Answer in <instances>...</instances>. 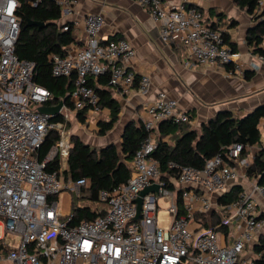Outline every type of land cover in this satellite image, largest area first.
I'll return each instance as SVG.
<instances>
[{"label":"built area","instance_id":"built-area-1","mask_svg":"<svg viewBox=\"0 0 264 264\" xmlns=\"http://www.w3.org/2000/svg\"><path fill=\"white\" fill-rule=\"evenodd\" d=\"M54 1L62 16L74 3ZM132 1L158 25L163 42L182 46L186 65L227 66L226 76H242L246 67L239 62L240 55L224 43L223 29L211 27L200 10L184 4L169 8L164 0ZM17 8L15 0H0V264H264V247L256 260L241 258L264 227L256 209L257 200L264 199V186L255 182L232 202L218 204L219 196L240 179V168L248 164L242 158L243 145L232 144L224 156H215L202 170L170 163L169 168L177 171L173 189L160 179L152 156L158 126L167 121L189 122L188 112L163 92L141 106L139 119L145 136L128 164L126 183L111 193L99 192V199L107 203L101 216L69 225L71 213L60 209L59 197L78 195L87 180L63 177L71 148L67 122L76 110L101 111L88 78L107 74L109 87L122 96L133 88L147 95L150 78L136 77L132 70V45L125 39L100 41L104 18L87 14L82 45L65 56L50 58L54 77L75 74L70 94L74 109L63 106L58 113L63 121L52 123V115L37 111L40 106H56L49 104L52 94L33 82L34 64L14 54L20 26ZM63 30H67L65 25ZM254 58L264 61L261 55ZM50 129L58 131V141L40 162L38 152ZM55 157L59 168L47 171ZM153 185L157 191L140 196ZM176 192L181 194V210ZM159 200L168 206L170 222L165 228L157 225ZM214 211L218 221L213 225L210 215ZM197 214H209L206 225Z\"/></svg>","mask_w":264,"mask_h":264},{"label":"trees","instance_id":"trees-1","mask_svg":"<svg viewBox=\"0 0 264 264\" xmlns=\"http://www.w3.org/2000/svg\"><path fill=\"white\" fill-rule=\"evenodd\" d=\"M15 1L18 4L16 16L20 24L14 45L15 56L19 60L34 64L32 80L36 85L45 88L52 94V101L49 104L57 105L63 101L65 108L73 111L74 105L70 100V94L74 88L75 74L68 77H54L50 62L52 55L65 56L70 51V46L77 43L72 36L71 25L68 23L59 24L62 10L54 0ZM234 2L254 21V26L250 27L246 34L248 47L252 54L264 57V50L260 47L264 40V0H234ZM213 11L211 9L209 12ZM204 17L206 18L205 15ZM216 17L218 18L217 22L206 19L213 28H222L226 24L236 26L235 20L222 22V18H225L224 14H217ZM64 25L67 27L65 31L63 30ZM222 36L224 43L230 47L232 52H235L236 46L230 41L229 35L224 31ZM249 77L246 76V78ZM88 85L98 94L100 109L108 111V118H99L96 124V135L104 136L116 124L121 107L109 87L107 74L95 78L89 77ZM87 113L88 109L86 108L76 110L73 114L74 121L84 124L88 118ZM188 114V123L176 124L167 121L158 126L159 138L152 156L158 163L160 179L166 180L167 187L174 188L177 176V171L169 168L170 163L202 170L209 160L217 155L224 156L225 151L235 143L244 146L242 158L248 156V150H254L250 153L252 162L244 167V174L248 179L264 186V147L260 142L259 126L260 120L264 119V105L258 106L243 117L234 116L231 112H219L202 123L199 129L189 126L192 115L190 112ZM99 115L101 113L97 114V116ZM51 121L59 123L63 121V116L57 115ZM70 123L71 121L67 122L68 128ZM262 129L264 130V123ZM68 130L71 132V129ZM144 136L140 119L127 123L119 147L108 144L93 148L81 142L78 136L70 133L71 148L63 177L65 180L75 181L80 178L87 180V186L81 189L78 195H75L77 202L70 204V226H75L81 220L93 221L105 212L107 203L99 199V192L103 190L111 193L119 185L126 183L130 175L128 164ZM58 137V131L48 130L38 152L40 162L56 144ZM165 138H168V141H163ZM169 140H173L172 143ZM58 168V157H55L46 166L47 171ZM242 189L240 184L231 186L219 196L218 204L226 205L232 202ZM176 201L181 210L180 192H176ZM196 218L201 219V222L206 225L205 215L197 214ZM210 219L213 225L216 224L218 214L214 211L210 215ZM223 232L226 233L227 229L223 228ZM263 243L260 241L253 247L256 253L261 252Z\"/></svg>","mask_w":264,"mask_h":264},{"label":"crops","instance_id":"crops-1","mask_svg":"<svg viewBox=\"0 0 264 264\" xmlns=\"http://www.w3.org/2000/svg\"><path fill=\"white\" fill-rule=\"evenodd\" d=\"M68 1L74 3L62 16L59 24L68 23L72 27V36L77 43L72 44L71 49L80 47L84 41L85 16L91 13L101 14L105 24L100 32V41L127 40L135 50V57L130 61L132 70L138 77L145 74L150 78L151 89L145 96L137 93L135 88L125 96L111 89L121 110L116 124L106 135H96L98 117L107 119L108 111L106 110L102 109L99 116H97L99 113H87L88 118L84 126L88 125L86 127L88 128L93 123L95 133L91 128L86 131L83 129V124L75 123L70 133L78 136L84 144L93 148L114 144L113 137L116 134L119 135L121 144V136L127 123L131 120L137 121L140 117L141 106L159 92L165 93L168 98L177 100L181 109L191 113L192 120L189 126L193 129H199L202 123L219 112H231L234 116L243 117L258 106L264 105V61H256L254 56L257 54H252L246 43L247 31L254 26V21L251 16L236 6L234 0H164L169 8L184 4L200 9L207 20L217 22V14H224L225 18H222V22L236 21V26L226 24L222 27L223 32L229 35L230 41L236 46L235 52L240 55L239 62L246 67L242 76L233 77L226 76L225 70L229 68L227 66L209 69L195 64L186 65L182 46L177 42H163L158 25L152 21L145 9L132 0ZM211 9L214 10L212 13L209 12ZM260 47L264 50V40ZM255 66L256 68L252 69ZM246 76L250 77L246 78ZM70 118L69 121H74L73 114ZM263 123L264 119H261L260 142L264 147ZM163 141H168V138ZM244 159L251 163L252 155L248 154ZM243 178L241 171L240 179L231 186L240 184L243 189L247 190L255 183L251 180L247 184V180ZM256 209L257 216L264 218V199L257 200ZM260 241L264 242V227L255 237L251 247L243 252V257L256 260L258 253L253 247Z\"/></svg>","mask_w":264,"mask_h":264},{"label":"rangeland","instance_id":"rangeland-1","mask_svg":"<svg viewBox=\"0 0 264 264\" xmlns=\"http://www.w3.org/2000/svg\"><path fill=\"white\" fill-rule=\"evenodd\" d=\"M101 117V116H100ZM100 117H98V118H100ZM103 119V118H102ZM75 123H77L76 121H71V123L69 124V128L67 127V129H71V130H73L74 129V125H75ZM85 124V123H84ZM84 124H83V126H84ZM86 125V124H85ZM88 126V125H87ZM87 126H84V130H86V131H89V129L91 128L92 129V132L93 133H95V126L93 125V123L91 124V127L89 126L88 128H86ZM78 127V126H77ZM76 129V128H75ZM79 129V128H78ZM113 141H114V145L116 146V147H119L120 146V138H119V135L118 134H116V135H114V137H113ZM172 141L173 140H170V143H172ZM249 151V153L248 154H250V153H252V151L254 152V150H248ZM242 176L244 177L243 178V180H247V184L249 183V182H251V179H248L246 176H245V174H244V167H242ZM240 174H241V172H240ZM246 182V181H245ZM77 202V200H76V197H75V195L74 194H69V195H67L66 197H65V199L63 198V200H62V196H60L59 197V207H60V209L61 208H63V211L65 212V213H69L70 212V204L71 203H76ZM167 208H168V206L165 204V203H163V201L162 200H159L158 201V211H157V216H156V218H157V225H158V227L159 228H165V227H167L168 226V223L170 222V216H169V214H168V211H167ZM209 216V214L208 215H206V217H208ZM1 234V233H0ZM8 239H10L11 240V242L13 243V238H8ZM243 257V254L241 255V258Z\"/></svg>","mask_w":264,"mask_h":264},{"label":"water","instance_id":"water-1","mask_svg":"<svg viewBox=\"0 0 264 264\" xmlns=\"http://www.w3.org/2000/svg\"><path fill=\"white\" fill-rule=\"evenodd\" d=\"M63 106H64L63 101H60V102H59L56 106H54V107L40 106V107L37 108V111H38L39 113H41V114L52 115L53 118H54L55 116L58 115V113H59L60 110L63 108ZM256 184H257V183H256ZM157 189H158V186H157V185H153V186H151V187H148V188H146L145 190H143V191L140 193V196H143V195H145L146 193L151 192V191H153V192H154V191H157ZM137 203H138V212H139V210H140V203H141L140 200H138ZM137 219H138V214H137L135 220H137Z\"/></svg>","mask_w":264,"mask_h":264}]
</instances>
